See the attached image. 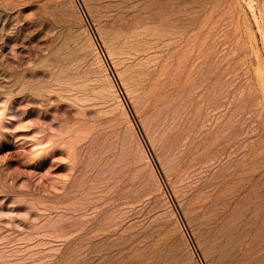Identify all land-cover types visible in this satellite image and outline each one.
<instances>
[{"label": "rangeland", "instance_id": "374dc122", "mask_svg": "<svg viewBox=\"0 0 264 264\" xmlns=\"http://www.w3.org/2000/svg\"><path fill=\"white\" fill-rule=\"evenodd\" d=\"M263 206L264 0H0V264H246Z\"/></svg>", "mask_w": 264, "mask_h": 264}, {"label": "bare ground", "instance_id": "6f19581e", "mask_svg": "<svg viewBox=\"0 0 264 264\" xmlns=\"http://www.w3.org/2000/svg\"><path fill=\"white\" fill-rule=\"evenodd\" d=\"M259 199V198H258ZM251 205H252V203H251ZM261 205H263V204H261ZM248 206V205H247ZM249 207V206H248ZM262 207V206H261ZM264 207V206H263ZM253 209H254V207H253ZM258 210H260V209H258ZM254 211V210H253ZM259 216H260V214H259ZM159 222V221H158ZM158 224H160V223H158ZM157 226V225H156ZM161 226V225H160ZM158 228V227H157ZM160 228V227H159ZM156 230V229H155ZM258 231H259V233H260V231H261V229H257ZM157 231H158V229H157ZM256 232V231H255ZM161 233V232H160ZM257 233V232H256ZM262 235H263V231H262V233H261ZM261 234H258L257 233V236L255 237V235H254V238H253V240L255 239V240H257V239H259V237H258V235H261ZM218 235V234H217ZM163 237H164V240H165V243L167 244V247H168V249H167V253H168V255H169V257H170V259L169 260H171V262H172V259L176 262V263H178L179 261H180V255H179V253H178V251H177V248H176V246L172 243V240L169 238L170 236H168V234L166 233V232H164L163 231ZM258 237V238H257ZM257 238V239H256ZM260 238H263V236L261 237L260 236ZM160 239V238H159ZM158 239V240H159ZM264 239V238H263ZM263 239H262V241H263ZM160 240H162V239H160ZM254 240V241H255ZM260 240V239H259ZM258 240V241H259ZM157 241V240H156ZM253 241V245L251 246V248L248 250V254L249 255H247V257L249 258V261L246 263V264H264V253L262 254V255H256V253H258V250L260 249L259 248V245L258 246H256V244H259L260 242H254ZM261 241V242H262ZM252 242V241H251ZM262 243H264V242H262ZM161 244V243H160ZM234 244V243H233ZM162 246V245H161ZM262 245L260 244V247H261ZM159 247V246H158ZM232 247V246H231ZM230 247V248H231ZM234 248V247H233ZM157 251V250H156ZM163 251V250H162ZM165 252V251H164ZM161 254H163V253H161ZM164 256V255H163ZM157 258L159 257V256H156ZM168 257V256H167ZM159 260V259H158ZM157 260V261H158ZM166 261H168V259L166 260ZM163 262V261H162ZM168 264V263H167ZM182 264V263H181Z\"/></svg>", "mask_w": 264, "mask_h": 264}]
</instances>
